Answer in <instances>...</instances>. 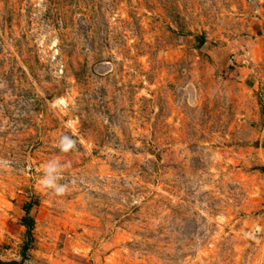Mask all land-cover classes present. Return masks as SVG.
<instances>
[{"label":"rangeland","instance_id":"rangeland-1","mask_svg":"<svg viewBox=\"0 0 264 264\" xmlns=\"http://www.w3.org/2000/svg\"><path fill=\"white\" fill-rule=\"evenodd\" d=\"M11 260L264 264V0H0Z\"/></svg>","mask_w":264,"mask_h":264},{"label":"clouds","instance_id":"clouds-1","mask_svg":"<svg viewBox=\"0 0 264 264\" xmlns=\"http://www.w3.org/2000/svg\"><path fill=\"white\" fill-rule=\"evenodd\" d=\"M74 145L75 141L71 137L64 135L60 138L59 147L62 151H68ZM63 167L59 160H49L42 169L40 184L55 196H62L67 191V185L60 182Z\"/></svg>","mask_w":264,"mask_h":264},{"label":"trees","instance_id":"trees-1","mask_svg":"<svg viewBox=\"0 0 264 264\" xmlns=\"http://www.w3.org/2000/svg\"><path fill=\"white\" fill-rule=\"evenodd\" d=\"M28 209H29V204H25L24 205V210L25 212L27 213L28 212ZM22 225H24L26 227V232H27V235H30L31 234V228H32V225H33V220L32 218L28 217V218H23L22 220ZM27 248V246H24V250ZM4 264H22V260L20 261H17V260H11V261H8Z\"/></svg>","mask_w":264,"mask_h":264}]
</instances>
